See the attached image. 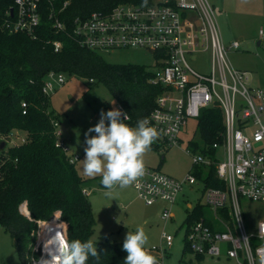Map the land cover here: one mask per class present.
I'll return each instance as SVG.
<instances>
[{"label":"built area","instance_id":"built-area-1","mask_svg":"<svg viewBox=\"0 0 264 264\" xmlns=\"http://www.w3.org/2000/svg\"><path fill=\"white\" fill-rule=\"evenodd\" d=\"M45 1L49 3L53 27L64 29L66 23L54 6L56 0ZM69 1L63 2L60 11ZM42 4L43 0H15L7 26L11 31L34 36L47 6ZM217 15L211 0L119 2L107 10L77 15L71 23V33L80 44L100 53L123 49L153 52L156 64L151 68L152 82L163 86L164 92L145 118L161 133L158 140L163 145H179L188 121L196 120L198 125L203 109L217 107L222 111L220 140L203 146L202 151L191 143L196 140V132L189 139L185 149L192 157V170L185 178L146 166L145 175L132 186L147 205L162 202L161 217L169 220L175 217L172 207L185 187L196 190L203 185L201 198L196 203H186L184 250L197 260L225 256L234 264H262L264 232L260 226H264V218L249 230L240 199L264 203V86H252L250 73L230 61V50H238L241 43L224 42ZM62 45L59 39L53 41L55 51H60ZM198 53L208 54V72L191 65L189 58L196 59ZM65 82L64 73L52 71L44 80L43 91L53 93ZM22 106L26 113L28 103L24 101ZM128 116L125 122L131 120ZM53 123L56 145L76 162L79 156L72 157L60 138V122ZM206 176H213L223 187L208 186ZM197 206L203 207L199 216L194 215ZM162 238L167 247L173 246V235L163 232ZM39 247L35 249L39 251ZM159 248L166 250L161 246L152 249ZM49 257L43 247L42 254L33 256L29 264H44Z\"/></svg>","mask_w":264,"mask_h":264},{"label":"trees","instance_id":"trees-1","mask_svg":"<svg viewBox=\"0 0 264 264\" xmlns=\"http://www.w3.org/2000/svg\"><path fill=\"white\" fill-rule=\"evenodd\" d=\"M64 1L56 0L54 6L65 21V28L53 27L49 3L43 0L42 5L47 6L32 36L24 31H11L6 20L11 18L15 0H0V225L13 237L23 264H29L33 256L39 257L32 253L31 246L39 222L60 213V219L67 224L65 238L82 241L92 239L96 226L92 202L83 186L84 178L69 154L56 145L58 137L53 120L60 122V114L52 107L54 92L43 91L46 76L54 71L102 83L130 115L129 124L145 118L156 107V98L164 92L163 86L152 82L154 73L149 66L111 62L103 53L80 44L71 33V23L77 15L95 9L107 10L119 2L152 0H70L60 11ZM56 39L63 43L60 51L54 49ZM24 101L28 103L26 113ZM222 118L217 107L203 109L196 130L199 140L191 143L205 151L203 146L220 140ZM14 130L25 135L23 142L8 143L6 138ZM205 179L208 186L224 185L213 176ZM22 205L30 216L22 213ZM202 208L197 206L194 215L202 214ZM53 219L55 227H65ZM50 224L51 221L43 228ZM94 241L101 252L99 264H123L127 256L123 242L111 241L107 236ZM88 264L97 262L90 258Z\"/></svg>","mask_w":264,"mask_h":264},{"label":"rangeland","instance_id":"rangeland-1","mask_svg":"<svg viewBox=\"0 0 264 264\" xmlns=\"http://www.w3.org/2000/svg\"><path fill=\"white\" fill-rule=\"evenodd\" d=\"M214 1V0H211ZM221 3V0H215ZM230 6V15H217L219 29L226 44L233 40L241 43L238 50H230L229 59L232 64L241 70L247 71L251 76L252 86H264V16L252 15L247 8L236 9L235 0H226ZM255 0H245L247 7ZM253 9V8H252ZM262 40V45L258 41ZM250 45V46H249ZM105 58L117 63H137L153 68L156 58L151 51L142 49H123L113 53H103ZM191 65L201 72L209 71V57L207 53H198L196 59L189 58ZM66 82L52 95V107L60 114L61 124L60 138H65L72 157L79 156L75 162L78 173L84 178V189L90 191L89 198L92 202L93 213L96 220L93 240H99L107 236L111 241L123 242L129 231H135L138 226H143L149 235L150 249L154 255H159V264H234L231 259L225 256L219 258L205 257L197 260L192 254L184 250V221L188 217L186 203H196L201 198L203 185L197 186L196 190H191L186 186L179 197L177 203L172 207L175 217L164 220L161 217L162 202L154 205H147L138 197L137 191L133 186L124 189H114L115 199L105 195L108 191L101 184L102 177L90 178L82 170L83 159L85 158L86 134L90 127L97 124L100 120L101 110L107 112L112 108H119L116 100L112 97L109 90L102 83L90 81L79 76H69L65 73ZM107 103H110L107 106ZM120 109V108H119ZM122 110V109H121ZM124 112V110H122ZM128 123V122H125ZM129 124V123H128ZM136 126V124H129ZM197 130V121L189 120L182 131V141L179 145L165 146L157 140L151 150L145 154V164L176 178L183 179L192 170V157L186 151V145ZM91 135H96L95 132ZM25 135L14 130L6 138L9 144L21 143ZM199 135H195L197 139ZM1 138V137H0ZM199 140V138H198ZM204 202V198L200 200ZM241 207L244 213L245 222L249 230L256 228L257 222L264 218V203L251 201L241 197ZM25 205V204H23ZM21 206L23 214L30 216ZM25 208L28 210L27 206ZM59 224L64 223L63 234H67V224L60 219V213L54 215ZM52 218V219H53ZM39 222L36 231V240L32 253L42 254L45 244L43 227L51 221L46 228H60L53 226L55 219ZM119 221V222H118ZM127 225V226H126ZM41 233V239L38 238ZM163 232L174 236L173 246L167 247L162 238ZM39 247V251L35 248ZM153 246L163 247L153 250ZM0 264H23L14 245V239L10 232L0 225Z\"/></svg>","mask_w":264,"mask_h":264},{"label":"clouds","instance_id":"clouds-1","mask_svg":"<svg viewBox=\"0 0 264 264\" xmlns=\"http://www.w3.org/2000/svg\"><path fill=\"white\" fill-rule=\"evenodd\" d=\"M128 119V114L119 108L101 110L99 122L86 134L82 170L90 178L102 177L100 182L108 190L105 195L113 199L114 189L130 187L145 175V154L161 135L147 118L140 119L134 127L125 123ZM93 132L96 135H91ZM260 230L264 232V226ZM149 239L143 226L129 231L122 246L127 253L123 264H159ZM49 244L55 248L49 249L50 257L44 259V264H88L90 258L99 264L101 252L91 238L68 240L57 232Z\"/></svg>","mask_w":264,"mask_h":264},{"label":"crops","instance_id":"crops-1","mask_svg":"<svg viewBox=\"0 0 264 264\" xmlns=\"http://www.w3.org/2000/svg\"><path fill=\"white\" fill-rule=\"evenodd\" d=\"M217 9H218V15H225L226 18L229 17L230 15V6L228 5V2L226 0H221V3H216V1H212ZM236 2V9L237 10H243L245 8L246 11H250L252 13V15H259V16H264V0H255L254 2L250 3V6L247 7L245 0H235ZM253 8V9H252ZM261 35H264V31L261 32ZM258 45L261 46L262 45V40L258 41ZM250 46V45H249ZM117 106L123 110V108L119 105L118 102H116ZM61 121V119H60ZM62 139V138H61ZM65 143H66V139L63 138L62 139ZM67 144V143H66ZM85 191L88 193V195L90 194V191H88L87 189H85ZM164 204H161V209H163ZM160 254L155 255L157 258L159 257Z\"/></svg>","mask_w":264,"mask_h":264},{"label":"bare ground","instance_id":"bare-ground-1","mask_svg":"<svg viewBox=\"0 0 264 264\" xmlns=\"http://www.w3.org/2000/svg\"><path fill=\"white\" fill-rule=\"evenodd\" d=\"M53 226L55 225L53 224ZM43 232H44V239H45L44 247L47 252H49V249L55 248V245L54 244L50 245L49 241L57 234V232H59L61 235L64 236L62 228H43Z\"/></svg>","mask_w":264,"mask_h":264},{"label":"water","instance_id":"water-1","mask_svg":"<svg viewBox=\"0 0 264 264\" xmlns=\"http://www.w3.org/2000/svg\"><path fill=\"white\" fill-rule=\"evenodd\" d=\"M11 11H13V8L11 9ZM2 145H4V143H2Z\"/></svg>","mask_w":264,"mask_h":264}]
</instances>
